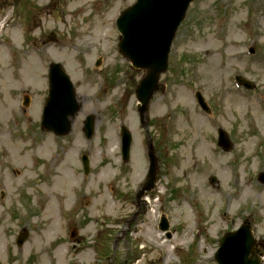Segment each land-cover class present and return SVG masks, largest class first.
Instances as JSON below:
<instances>
[{
    "label": "rangeland",
    "instance_id": "obj_1",
    "mask_svg": "<svg viewBox=\"0 0 264 264\" xmlns=\"http://www.w3.org/2000/svg\"><path fill=\"white\" fill-rule=\"evenodd\" d=\"M134 3L0 0V264H217L220 239L243 221L264 264V185L257 178L264 173V0L190 6L150 102L148 129L135 96L144 73L118 53L115 21ZM98 58L103 71L92 75ZM53 63L69 75L82 106L64 138L40 129ZM236 77L256 89L244 90ZM91 114L95 135L87 140L82 129ZM121 127L133 137L128 162ZM219 129L233 143L230 152L217 145ZM151 144L157 188L139 201ZM65 173L68 204L63 180L46 199L48 182ZM163 216L170 238L158 228ZM24 229L30 238L19 248Z\"/></svg>",
    "mask_w": 264,
    "mask_h": 264
},
{
    "label": "water",
    "instance_id": "obj_2",
    "mask_svg": "<svg viewBox=\"0 0 264 264\" xmlns=\"http://www.w3.org/2000/svg\"><path fill=\"white\" fill-rule=\"evenodd\" d=\"M195 0H138L137 4L124 12L118 20V29L123 36L119 45L124 57L129 59L137 69L145 70L146 77L140 82L136 96L141 104L139 111L144 119L153 95L158 91L160 76L168 69V57L178 28L184 21L190 4ZM254 52V51H252ZM237 80L248 90L254 86L245 80ZM50 98L45 109L43 128L60 136H65L71 131L69 117H74L79 111L73 86L62 67L53 64L50 71ZM198 102L203 110L209 111L204 99L197 95ZM28 104V100H26ZM95 120L88 117L85 122L84 133L88 139L94 135ZM219 146L225 151L232 148L227 134L219 132ZM132 137L122 129V152L124 161L130 158ZM150 171L142 192L155 189L157 181L158 164L154 152L150 153ZM85 173L89 172V161L83 157ZM215 178L211 180L213 184ZM259 181L264 184V174H260ZM169 225L166 219L162 220L161 230L167 231ZM76 234L73 233V236ZM28 231H23L17 244L22 247L28 240ZM257 244L254 240L252 227L248 223L235 233L227 234L220 241V248L216 254L219 264H261V259L256 256Z\"/></svg>",
    "mask_w": 264,
    "mask_h": 264
},
{
    "label": "bare ground",
    "instance_id": "obj_3",
    "mask_svg": "<svg viewBox=\"0 0 264 264\" xmlns=\"http://www.w3.org/2000/svg\"><path fill=\"white\" fill-rule=\"evenodd\" d=\"M42 160L44 161V164L45 165H48L49 167H53V163L49 160H45V158H42ZM70 178L68 177V175H66V173L64 174V177L60 178L57 174H55L51 180L48 182V184L51 185L50 188H47L44 190V194H45V198L46 199H49V194L51 191L55 192L56 189H57V185H58V182L60 180H63L64 182L66 181L67 183V189H68V197H67V204H68V200H69V193H70V190H71V184L69 183V180ZM47 212H52V210L50 208H48Z\"/></svg>",
    "mask_w": 264,
    "mask_h": 264
},
{
    "label": "flooded vegetation",
    "instance_id": "obj_4",
    "mask_svg": "<svg viewBox=\"0 0 264 264\" xmlns=\"http://www.w3.org/2000/svg\"><path fill=\"white\" fill-rule=\"evenodd\" d=\"M93 69H90V71H92ZM100 72H102L103 71V69H101V70H99Z\"/></svg>",
    "mask_w": 264,
    "mask_h": 264
}]
</instances>
